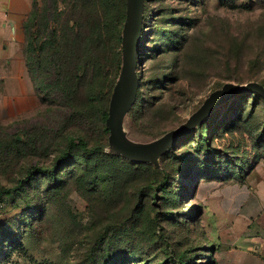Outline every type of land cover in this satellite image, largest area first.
I'll return each mask as SVG.
<instances>
[{"label":"rangeland","instance_id":"rangeland-1","mask_svg":"<svg viewBox=\"0 0 264 264\" xmlns=\"http://www.w3.org/2000/svg\"><path fill=\"white\" fill-rule=\"evenodd\" d=\"M141 8L137 92L114 119L128 146L169 137L226 83H264V0ZM124 60L99 113L127 93ZM41 109L0 114V143L23 140ZM100 123L83 135L95 152L54 137L46 152L0 153V188L12 189L0 200V264H215L236 201L264 199V97H217L161 153L125 156Z\"/></svg>","mask_w":264,"mask_h":264},{"label":"trees","instance_id":"trees-1","mask_svg":"<svg viewBox=\"0 0 264 264\" xmlns=\"http://www.w3.org/2000/svg\"><path fill=\"white\" fill-rule=\"evenodd\" d=\"M127 11L128 0L31 1L24 22V50L42 109L36 124L20 131L24 139L12 137L0 143V153L10 157L46 152L54 137H63L68 146L84 152L99 149V145L88 146L83 135L89 127L99 128L108 116L109 110L99 113V106L107 102L123 66ZM136 76L130 104L137 92ZM72 127L76 133L66 131ZM102 129L109 131L106 126ZM11 192L9 187L0 188V200Z\"/></svg>","mask_w":264,"mask_h":264},{"label":"crops","instance_id":"crops-1","mask_svg":"<svg viewBox=\"0 0 264 264\" xmlns=\"http://www.w3.org/2000/svg\"><path fill=\"white\" fill-rule=\"evenodd\" d=\"M31 1L0 0L1 115L40 104L24 50V22ZM249 200L240 199L234 204L239 213L230 217L229 229H225L226 239L217 243L215 264H264V199L255 203Z\"/></svg>","mask_w":264,"mask_h":264},{"label":"water","instance_id":"water-1","mask_svg":"<svg viewBox=\"0 0 264 264\" xmlns=\"http://www.w3.org/2000/svg\"><path fill=\"white\" fill-rule=\"evenodd\" d=\"M140 11L141 0H128V11L125 25L124 64L125 72L129 79V86L125 96L120 102H118V104L110 109L106 118V122L110 130V136L116 140L119 151L123 155L132 157L134 155L136 156L148 153L154 154L163 152L168 146L173 145L176 141L183 137V135H185L191 129L192 125L201 119L211 102L221 95L227 93L254 91L264 96V86L258 82H247L242 84L226 83L220 89L213 92L196 110V112H194V114L186 122L182 123L178 128H176L169 137L162 138L155 143L147 146H128L123 140L122 136L118 133L114 124V119L120 112L124 111L134 99V94L137 86L136 38L139 27Z\"/></svg>","mask_w":264,"mask_h":264}]
</instances>
